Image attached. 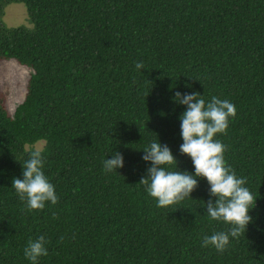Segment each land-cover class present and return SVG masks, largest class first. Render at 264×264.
Returning a JSON list of instances; mask_svg holds the SVG:
<instances>
[{"label": "trees", "instance_id": "1", "mask_svg": "<svg viewBox=\"0 0 264 264\" xmlns=\"http://www.w3.org/2000/svg\"><path fill=\"white\" fill-rule=\"evenodd\" d=\"M17 3L31 27L3 23ZM10 60L31 73L14 112L0 88V264H31L24 249L39 236L38 264H264V0H0V63ZM176 92L237 109L216 139L257 206L223 252L203 246L231 227L208 216L206 179L168 208L139 184L152 166L142 150L159 140L195 174ZM38 144L59 201L29 211L13 179ZM116 151L125 166L106 173Z\"/></svg>", "mask_w": 264, "mask_h": 264}, {"label": "clouds", "instance_id": "2", "mask_svg": "<svg viewBox=\"0 0 264 264\" xmlns=\"http://www.w3.org/2000/svg\"><path fill=\"white\" fill-rule=\"evenodd\" d=\"M135 66L137 69L144 67L142 62H137ZM174 99L187 106L180 117L183 139L180 152L191 158L195 174L178 170V161L171 149L159 140L142 150L145 153L143 160L150 161L152 166L139 184L145 186L158 207L168 208L192 198V192L199 186L197 178L206 179L210 185V196L215 198L205 202L208 216L213 221H221L231 227L228 231L205 236L203 246H213L218 252H223L229 245L230 237L238 239L246 233L248 225L253 222L250 213L257 206V198L245 187L246 178L238 177L227 164L226 145L216 139L217 134L227 132L229 118L236 116L237 109L229 100L216 96L206 103L199 92L183 95L176 92ZM22 165L23 179L14 178L13 188L20 200L26 201L27 209L42 211L48 202L57 204L59 197L55 186L43 171L45 163L42 150H33ZM103 166L106 173L117 171L125 166L124 157L116 151L112 158L103 162ZM167 166H175L177 170L169 171ZM46 243L44 236L28 241L24 255L31 264H38L40 257L48 255Z\"/></svg>", "mask_w": 264, "mask_h": 264}, {"label": "rangeland", "instance_id": "3", "mask_svg": "<svg viewBox=\"0 0 264 264\" xmlns=\"http://www.w3.org/2000/svg\"><path fill=\"white\" fill-rule=\"evenodd\" d=\"M2 21L9 28L31 27L27 9L21 3L6 7ZM30 73V69L20 66L15 60L0 63V88L5 93L9 111L14 112L17 106L24 101ZM36 147L41 149L43 145L38 144Z\"/></svg>", "mask_w": 264, "mask_h": 264}]
</instances>
